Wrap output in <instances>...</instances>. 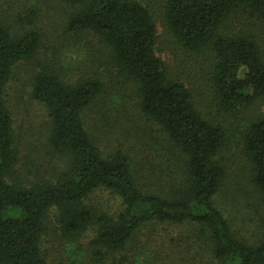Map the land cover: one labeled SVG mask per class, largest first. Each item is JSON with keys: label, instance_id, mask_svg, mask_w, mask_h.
<instances>
[{"label": "trees", "instance_id": "trees-1", "mask_svg": "<svg viewBox=\"0 0 264 264\" xmlns=\"http://www.w3.org/2000/svg\"><path fill=\"white\" fill-rule=\"evenodd\" d=\"M61 2L68 8L65 29L95 36L107 50L115 72L130 84L138 109L164 133L179 175L162 190H144L128 155L120 147L104 153L85 127L84 112L104 92L103 80L93 74L69 81L60 68L41 62L31 79V96L50 118L48 146L66 163L50 179L28 185L15 179L18 146L5 87L18 62L36 57L41 39L34 28L12 31L0 17V264H44L40 239L52 209L65 239L93 230L90 245L97 262L124 249L145 225L186 222L217 264H264V226L254 242L238 237L215 204L227 174L218 158L226 131L199 110L184 83L168 77L154 49L156 26L149 9L137 0ZM29 13L19 20L31 23ZM236 16L264 25V0L164 4L165 25L175 41L190 52L211 56L209 80L219 113L264 100L260 41L248 29H227V21ZM240 138L248 182L264 212V113L242 128ZM100 188L120 198L116 213L86 203Z\"/></svg>", "mask_w": 264, "mask_h": 264}, {"label": "rangeland", "instance_id": "rangeland-1", "mask_svg": "<svg viewBox=\"0 0 264 264\" xmlns=\"http://www.w3.org/2000/svg\"><path fill=\"white\" fill-rule=\"evenodd\" d=\"M146 6L155 22L154 49L164 61L168 77L179 80L193 93L199 110L227 134L218 158L226 166V177L215 196V204L232 231L250 242L263 230L264 212L254 197L248 180L247 164L241 155L240 131L258 114L264 113V100H258L233 113L218 112L209 71L210 55L195 54L178 44L166 28V0H137ZM67 6L61 0H0V17L12 31L35 29L41 44L36 57L18 62L5 87V105L12 117L19 162L15 179L23 184L50 179L65 166V159L46 142L50 118L43 104L31 96V79L40 63L60 68L63 77L74 81L81 76L98 75L104 92L85 110L84 124L104 152L120 147L128 155L144 190L158 191L179 175L178 160L164 133L137 107L130 84L119 76L108 59V52L95 36L71 33L65 29ZM32 11V22H21ZM235 17L227 21L229 30L248 29L260 41L264 54V25L253 19ZM86 203L114 214L120 198L105 189L95 190ZM57 210L46 217L40 239L44 264H217L202 239H195L190 223H151L122 250L106 253L100 261L92 256V229L79 239L62 236Z\"/></svg>", "mask_w": 264, "mask_h": 264}]
</instances>
